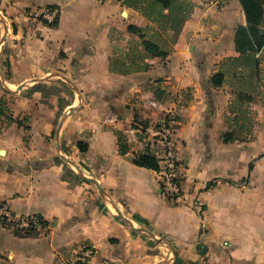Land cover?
<instances>
[{
    "label": "crops",
    "instance_id": "1",
    "mask_svg": "<svg viewBox=\"0 0 264 264\" xmlns=\"http://www.w3.org/2000/svg\"><path fill=\"white\" fill-rule=\"evenodd\" d=\"M190 1L168 56L119 75L109 59L137 41L127 27L148 38L156 30L137 11L112 0H0V103L26 127L0 125V202L48 225L35 237L0 226V264H64L85 245L95 250L90 264H264V45L246 134L229 113L238 90L229 80L238 76L211 83L223 60L239 55L242 10L236 0ZM51 7L56 27L31 19ZM173 96L182 100L177 200L161 194L159 173L132 164L142 150L128 136L132 123L160 118L147 100L170 107ZM225 133L236 140L223 143Z\"/></svg>",
    "mask_w": 264,
    "mask_h": 264
},
{
    "label": "trees",
    "instance_id": "2",
    "mask_svg": "<svg viewBox=\"0 0 264 264\" xmlns=\"http://www.w3.org/2000/svg\"><path fill=\"white\" fill-rule=\"evenodd\" d=\"M236 1L239 3L244 15L246 28L237 30L235 44L239 55L226 58L219 65V70L211 78L214 87H220L224 83L225 75H231L233 78L238 76L248 87L254 83L260 84L261 81V62L255 57V54L264 45V0ZM123 6L137 11L143 18L155 24L156 30L154 35L148 38L141 29L132 25L127 27V32L135 35L137 41L124 56H113L109 59V72L119 75L144 72L149 69L148 60L166 58L194 8L190 0H125ZM42 24L53 28L56 27L57 21L52 24L42 21ZM241 34L244 37L242 40L238 38ZM245 83L242 84L245 85ZM242 96L245 97V100L242 99ZM251 101L252 97L238 95L237 99L229 105V113L233 116L235 124L241 121L239 130L246 134L251 133L253 126L247 107V104ZM1 108L0 125L2 122L6 124L16 122L18 126H21V121L6 115L8 114L7 111ZM117 139L120 154L122 156L127 155L128 147L125 139L119 133H117ZM221 139L223 143H231L236 140V137L234 133H225L221 136ZM78 146L81 152L85 151V147H82L80 143H78ZM131 162L137 167L157 173L160 171L156 159L147 151L133 154ZM36 218L41 223L42 229H47V223L41 217ZM15 234L35 237L39 235V231Z\"/></svg>",
    "mask_w": 264,
    "mask_h": 264
},
{
    "label": "built area",
    "instance_id": "3",
    "mask_svg": "<svg viewBox=\"0 0 264 264\" xmlns=\"http://www.w3.org/2000/svg\"><path fill=\"white\" fill-rule=\"evenodd\" d=\"M123 5L125 0H112ZM34 21L52 24L58 20L59 10L51 7L42 11H35L30 15ZM182 100L180 97L172 99L170 107H165L162 102L150 99L146 101L149 109L160 110V118L147 123H132L128 136L133 142L141 145L142 151L152 155L160 168L159 185L161 194L171 200L182 196L183 168L177 159V141L174 135V123L177 111ZM138 138H141L140 141ZM0 221L2 226L18 234L40 231L41 223L36 217H17L8 212L6 203H0ZM95 254L91 246H83L79 252L64 264H90V259Z\"/></svg>",
    "mask_w": 264,
    "mask_h": 264
},
{
    "label": "rangeland",
    "instance_id": "4",
    "mask_svg": "<svg viewBox=\"0 0 264 264\" xmlns=\"http://www.w3.org/2000/svg\"><path fill=\"white\" fill-rule=\"evenodd\" d=\"M120 47H122V46L119 45L117 48L120 49ZM246 72H248V71H246ZM229 81H230V82L232 81L233 83H234V82H237V84H238V88H237V89H238V90H237V96L235 97V99H237L238 95H246V96H248V97H252V99H253V92L249 90V87L246 85L245 82H242L241 78H238V79H236V80L230 78ZM242 83H245V85L242 84ZM184 96H185V95H184ZM159 98L162 99V97H160V96H159ZM159 98H158V99H159ZM171 99H174V96L171 97ZM242 99L245 100V97L242 96ZM157 101H158V100H157ZM159 101L162 102L160 99H159ZM0 107H2L1 109H4V110L7 111V107H6L2 102L0 103ZM7 113H8V111H7ZM6 115H9V113L6 114ZM21 126H23V128L26 129V127H25L22 123H21ZM72 169H73V168H72ZM73 170H74V169H73ZM74 171H75V170H74ZM158 180H159V177H158ZM0 203H2V202H0ZM4 203H5V202H4ZM0 226L3 227L2 224H1V221H0ZM3 228H4V227H3ZM44 230H45V228H44V229H41L40 232L43 233ZM44 233H45V232H44Z\"/></svg>",
    "mask_w": 264,
    "mask_h": 264
},
{
    "label": "water",
    "instance_id": "5",
    "mask_svg": "<svg viewBox=\"0 0 264 264\" xmlns=\"http://www.w3.org/2000/svg\"><path fill=\"white\" fill-rule=\"evenodd\" d=\"M24 86V85H23ZM21 87H19L17 90H19ZM73 110H74V108H71V109H69L68 110V113H71V112H73ZM65 161H67L66 159H64ZM68 163H70L69 161H67ZM71 164V163H70ZM79 174V177H81L83 180H85V181H87V182H89V183H91V184H93L96 188H97V190L100 192L101 190H100V188H99V186L97 185V183L95 182V181H93L92 179H89V178H86V177H84V176H82L80 173H78Z\"/></svg>",
    "mask_w": 264,
    "mask_h": 264
}]
</instances>
